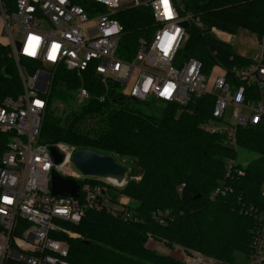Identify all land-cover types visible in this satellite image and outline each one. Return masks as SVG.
<instances>
[{
  "label": "trees",
  "instance_id": "trees-1",
  "mask_svg": "<svg viewBox=\"0 0 264 264\" xmlns=\"http://www.w3.org/2000/svg\"><path fill=\"white\" fill-rule=\"evenodd\" d=\"M2 1L8 10L15 9L17 0ZM72 1L83 5L90 16L94 14L89 0ZM181 1L204 28L192 23L178 61L199 59L205 75L218 64L229 70L251 64L252 58L238 54L211 30L215 27L235 34L246 27L261 38L264 0ZM116 18L125 26L120 51L123 55L128 52L125 58L131 59L140 37H148L156 29L153 11L135 6L121 9ZM10 51L0 45V101L22 91L17 61ZM20 64L33 74L41 67L40 62L25 57ZM228 79L241 84L231 74ZM50 84L40 140L50 146L64 142L77 150L111 154L119 163L127 157L131 160L132 169L125 166L130 177L140 178H128L124 187L111 189L114 198L128 196L135 202L128 204L133 219L125 222L106 210H87L79 225H71L81 235L68 239L71 264H185L149 247L151 238L169 248L201 251L222 264H237L241 253L248 258L253 234L264 215V125L238 128V150L257 155L246 163L243 176L230 181L234 191L212 200V191L224 180L226 160L237 159L239 154L226 144L225 136L203 127L213 116L214 95L195 98L187 106L159 102L154 97L136 102L122 95L116 84L101 82L91 70L78 77L61 66L53 70ZM81 86L88 89L90 98L64 117L57 115L52 103L69 98L78 103ZM158 209L170 210L166 225L153 219Z\"/></svg>",
  "mask_w": 264,
  "mask_h": 264
},
{
  "label": "built area",
  "instance_id": "built-area-1",
  "mask_svg": "<svg viewBox=\"0 0 264 264\" xmlns=\"http://www.w3.org/2000/svg\"><path fill=\"white\" fill-rule=\"evenodd\" d=\"M89 1L92 16L72 0H17L13 11L0 0V45L10 47L22 84L19 94L0 101V264H71L68 239L81 237L71 225H79L87 210H106L125 222L133 219L128 203L111 195L112 187H124L127 180L122 186L113 179L84 175L74 167L77 148L68 143L52 145L63 155L57 164L52 146L40 140L48 107L46 95L56 67L67 68L78 77L91 70L101 82L116 84L122 95L136 102L154 97L187 106L195 98L212 94L213 116L203 127L225 136L226 144L238 153V128L264 125V34L259 38V54L250 65L230 70L216 66L223 74L214 78L211 89L199 59L178 61L192 23L204 28L181 0H135L133 7L152 9L156 29L148 37H140L131 59L125 58L128 52L123 55L120 51L125 26L116 15L122 0ZM185 21L190 23L188 29ZM211 33L218 34V29L213 27ZM22 57L40 62L41 67L31 73L20 64ZM228 74L241 84H233ZM89 96L88 89L81 86L78 103ZM229 106L234 107L230 124L224 121ZM225 165L224 180L212 191V200L234 191L230 181L243 176L247 164L229 158ZM53 170L80 184L78 198L52 195ZM170 214V210L158 209L153 219L166 225ZM260 221L247 264L264 261L263 214ZM176 247L185 264H222L201 251Z\"/></svg>",
  "mask_w": 264,
  "mask_h": 264
},
{
  "label": "rangeland",
  "instance_id": "rangeland-1",
  "mask_svg": "<svg viewBox=\"0 0 264 264\" xmlns=\"http://www.w3.org/2000/svg\"><path fill=\"white\" fill-rule=\"evenodd\" d=\"M143 1V0H142ZM135 4V0H122V9L125 8H130L133 7ZM215 36H218V34L214 33ZM231 36H233V38H231L230 44L233 47V50H235L238 54L250 59V58H254L257 54H259V35H257V33L252 30L251 28H246V27H240L235 34H231ZM16 39H20V35L16 37ZM223 74V70L219 69L218 67L214 68L212 70V72H210L207 76V78H209V88L212 89V85L211 83L215 80L214 78H217L219 76H222ZM78 93V91H77ZM80 103H77L76 100H72L71 98L66 99V100H60V99H56L53 103H52V109L53 111L59 115L64 117L68 111L70 109L75 110L76 107L79 106ZM233 113H234V107L229 106L228 110L226 112L225 115V119L224 121L228 124L232 123L233 121ZM213 124V123H212ZM219 126H222V124L219 123ZM60 143H64V142H60ZM257 154H255L254 152H249L247 150H243V149H239V154L237 156V162L238 163H248L251 160H253L254 157H256ZM124 167L128 166L132 169L131 165V160L128 159L127 157H124L123 161L120 162ZM127 164V165H126ZM75 167V166H74ZM76 168V167H75ZM77 169V168H76ZM130 172V171H129ZM128 172V178L129 179H135L136 181H139L140 178L137 177H130V173ZM127 178V179H128ZM120 202L121 203H128V204H134L135 202L128 196H120ZM155 243H148L149 247H155ZM158 246V244H157ZM175 249L177 247H174ZM169 249V247H166L164 245H160L157 248L158 252L164 253V254H168L170 252H173L175 249ZM173 257H175L176 259L179 258L178 255H173ZM179 260V259H178ZM246 264L245 262V255L244 254H238V262L237 264Z\"/></svg>",
  "mask_w": 264,
  "mask_h": 264
},
{
  "label": "water",
  "instance_id": "water-1",
  "mask_svg": "<svg viewBox=\"0 0 264 264\" xmlns=\"http://www.w3.org/2000/svg\"><path fill=\"white\" fill-rule=\"evenodd\" d=\"M182 23L186 29L190 27V23L186 21ZM50 151L57 164L63 161V155L58 152L55 146H52ZM73 155L74 166L86 176L113 179L122 186L128 178L127 167L120 164L111 154L106 155L97 150L81 148ZM51 184L53 196L67 197L69 195L75 198L79 196L80 184L73 178L61 176L56 170H53Z\"/></svg>",
  "mask_w": 264,
  "mask_h": 264
},
{
  "label": "crops",
  "instance_id": "crops-1",
  "mask_svg": "<svg viewBox=\"0 0 264 264\" xmlns=\"http://www.w3.org/2000/svg\"><path fill=\"white\" fill-rule=\"evenodd\" d=\"M218 36H220V37H218L220 40L222 39V40H224V41H226V42H228V43H230V41H231V38H233V36H231V34H229V33H227V32H224V31H219L218 30ZM155 243L156 245H155V247H152V249H156L157 250V248L160 246V245H164V244H161V243H159V242H157L156 240H150L149 241V243ZM157 244H158V246H157ZM164 246H166V245H164ZM167 247V246H166ZM169 249H173V248H169ZM178 255L179 256V258L178 259H180L181 258V255H180V253L175 249L173 252H170L169 253V255ZM245 262H246V264H247V260H245ZM243 264V263H242Z\"/></svg>",
  "mask_w": 264,
  "mask_h": 264
}]
</instances>
